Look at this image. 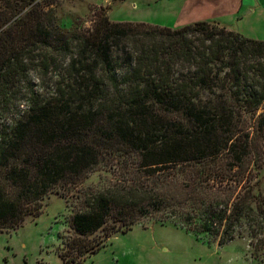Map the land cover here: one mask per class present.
<instances>
[{"label": "trees", "instance_id": "16d2710c", "mask_svg": "<svg viewBox=\"0 0 264 264\" xmlns=\"http://www.w3.org/2000/svg\"><path fill=\"white\" fill-rule=\"evenodd\" d=\"M49 5L0 0V231L102 170L116 178L84 195L71 218L79 235L148 218L220 245L253 224L254 238L264 40L216 21L170 28L103 11L90 28L66 25Z\"/></svg>", "mask_w": 264, "mask_h": 264}, {"label": "rangeland", "instance_id": "374dc122", "mask_svg": "<svg viewBox=\"0 0 264 264\" xmlns=\"http://www.w3.org/2000/svg\"><path fill=\"white\" fill-rule=\"evenodd\" d=\"M252 2L254 0H45L66 25L77 21L90 28L95 13L103 11L111 21L145 22L170 28L199 20L216 21L245 37L264 40V11L250 7ZM36 76L33 72L29 78L39 83ZM261 165L260 180L253 186L252 193L259 191L264 197V150ZM115 178L99 170L65 197L47 193L18 227L0 231V264H264V226L260 217L255 221L254 238L249 236L253 233L251 224L241 228L242 236L223 245L208 234L148 218L108 238L101 230L87 235L75 233L71 218L83 208L86 192L98 191ZM251 206H255L254 202ZM74 242L99 248L97 252L80 254ZM251 243H255L257 250Z\"/></svg>", "mask_w": 264, "mask_h": 264}, {"label": "crops", "instance_id": "0c3cea01", "mask_svg": "<svg viewBox=\"0 0 264 264\" xmlns=\"http://www.w3.org/2000/svg\"><path fill=\"white\" fill-rule=\"evenodd\" d=\"M252 5L253 6H250V7H253V9H255L256 7H259L261 10L264 11V0H254V3Z\"/></svg>", "mask_w": 264, "mask_h": 264}]
</instances>
